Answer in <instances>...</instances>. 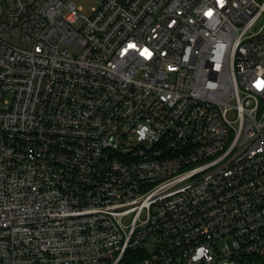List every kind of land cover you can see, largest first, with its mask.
<instances>
[{
    "label": "built area",
    "instance_id": "2783aa9c",
    "mask_svg": "<svg viewBox=\"0 0 264 264\" xmlns=\"http://www.w3.org/2000/svg\"><path fill=\"white\" fill-rule=\"evenodd\" d=\"M97 2L0 0V264H264V0Z\"/></svg>",
    "mask_w": 264,
    "mask_h": 264
},
{
    "label": "rangeland",
    "instance_id": "374dc122",
    "mask_svg": "<svg viewBox=\"0 0 264 264\" xmlns=\"http://www.w3.org/2000/svg\"><path fill=\"white\" fill-rule=\"evenodd\" d=\"M79 12L82 15H90L92 9L98 5L97 0H74Z\"/></svg>",
    "mask_w": 264,
    "mask_h": 264
}]
</instances>
